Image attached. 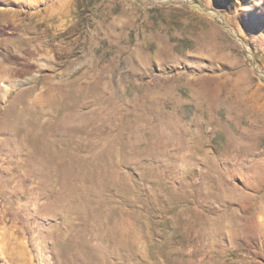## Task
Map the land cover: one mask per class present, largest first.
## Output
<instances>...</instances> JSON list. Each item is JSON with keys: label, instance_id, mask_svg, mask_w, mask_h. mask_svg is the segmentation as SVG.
Wrapping results in <instances>:
<instances>
[{"label": "rangeland", "instance_id": "rangeland-1", "mask_svg": "<svg viewBox=\"0 0 264 264\" xmlns=\"http://www.w3.org/2000/svg\"><path fill=\"white\" fill-rule=\"evenodd\" d=\"M0 264H264V0H0Z\"/></svg>", "mask_w": 264, "mask_h": 264}, {"label": "trees", "instance_id": "trees-1", "mask_svg": "<svg viewBox=\"0 0 264 264\" xmlns=\"http://www.w3.org/2000/svg\"><path fill=\"white\" fill-rule=\"evenodd\" d=\"M11 29V26H0V34H5Z\"/></svg>", "mask_w": 264, "mask_h": 264}]
</instances>
